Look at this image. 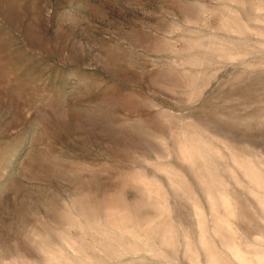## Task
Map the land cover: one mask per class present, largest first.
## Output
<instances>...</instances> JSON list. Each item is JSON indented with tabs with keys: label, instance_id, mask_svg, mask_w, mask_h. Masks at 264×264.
<instances>
[{
	"label": "rangeland",
	"instance_id": "1",
	"mask_svg": "<svg viewBox=\"0 0 264 264\" xmlns=\"http://www.w3.org/2000/svg\"><path fill=\"white\" fill-rule=\"evenodd\" d=\"M0 264H264V0H0Z\"/></svg>",
	"mask_w": 264,
	"mask_h": 264
}]
</instances>
